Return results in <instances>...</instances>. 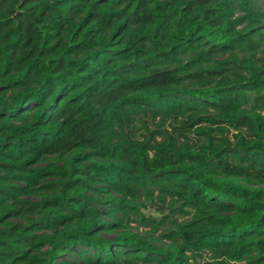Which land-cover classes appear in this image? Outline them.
I'll list each match as a JSON object with an SVG mask.
<instances>
[{
    "label": "trees",
    "instance_id": "16d2710c",
    "mask_svg": "<svg viewBox=\"0 0 264 264\" xmlns=\"http://www.w3.org/2000/svg\"><path fill=\"white\" fill-rule=\"evenodd\" d=\"M195 261L264 264V0H0V264Z\"/></svg>",
    "mask_w": 264,
    "mask_h": 264
},
{
    "label": "rangeland",
    "instance_id": "374dc122",
    "mask_svg": "<svg viewBox=\"0 0 264 264\" xmlns=\"http://www.w3.org/2000/svg\"><path fill=\"white\" fill-rule=\"evenodd\" d=\"M58 160L55 158V157H50V158H48V159H46L42 164H41V166H45V165H47L48 163H55V162H57ZM48 182H52V180H51V178L49 179V181ZM45 183V186L47 185V184H50V183ZM49 195H51V190L50 189H43L42 190V192H41V194L39 195V196H32V197H23V200H30V201H32V202H37L39 199H40V197H42V198H47ZM144 212H145V214L147 215V216H150V217H154V218H160V216H159V214H157L155 211H154V209L153 208H149V209H145L144 210ZM16 221V220H15ZM134 226H137V224H134ZM146 230H149V229H144V228H141L140 229V231L142 232V231H146ZM119 234V233H118ZM115 235H117V233L116 232H112V233H109V234H106V236H115ZM169 242H167V243H165V244H160V243H157V245L158 246H160L161 248H163L164 250H169ZM192 264H197L196 263V261L195 262H193Z\"/></svg>",
    "mask_w": 264,
    "mask_h": 264
},
{
    "label": "built area",
    "instance_id": "2783aa9c",
    "mask_svg": "<svg viewBox=\"0 0 264 264\" xmlns=\"http://www.w3.org/2000/svg\"><path fill=\"white\" fill-rule=\"evenodd\" d=\"M240 264H245V263H240Z\"/></svg>",
    "mask_w": 264,
    "mask_h": 264
}]
</instances>
